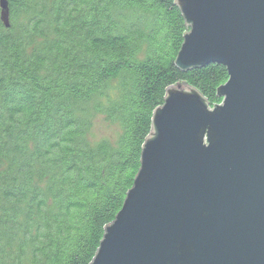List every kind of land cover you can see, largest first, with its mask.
Here are the masks:
<instances>
[{"label":"trees","instance_id":"trees-1","mask_svg":"<svg viewBox=\"0 0 264 264\" xmlns=\"http://www.w3.org/2000/svg\"><path fill=\"white\" fill-rule=\"evenodd\" d=\"M0 264H90L140 168L153 111L186 83L212 109L223 65L179 70L175 0H5ZM115 140L87 137L95 117Z\"/></svg>","mask_w":264,"mask_h":264},{"label":"water","instance_id":"water-1","mask_svg":"<svg viewBox=\"0 0 264 264\" xmlns=\"http://www.w3.org/2000/svg\"><path fill=\"white\" fill-rule=\"evenodd\" d=\"M175 4L188 31L174 64L223 65L222 102L211 109L186 83L166 89L90 264H264V0Z\"/></svg>","mask_w":264,"mask_h":264},{"label":"rangeland","instance_id":"rangeland-1","mask_svg":"<svg viewBox=\"0 0 264 264\" xmlns=\"http://www.w3.org/2000/svg\"><path fill=\"white\" fill-rule=\"evenodd\" d=\"M118 132L119 128L116 125L107 123L102 117L97 116L92 121V126L87 137L92 142H96L103 138L115 140Z\"/></svg>","mask_w":264,"mask_h":264}]
</instances>
